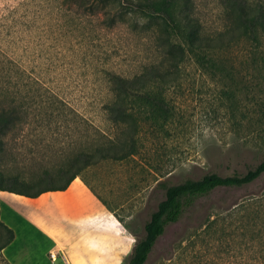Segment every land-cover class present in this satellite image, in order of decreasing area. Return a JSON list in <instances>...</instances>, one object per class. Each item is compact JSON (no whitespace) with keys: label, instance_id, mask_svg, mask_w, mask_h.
<instances>
[{"label":"rangeland","instance_id":"obj_1","mask_svg":"<svg viewBox=\"0 0 264 264\" xmlns=\"http://www.w3.org/2000/svg\"><path fill=\"white\" fill-rule=\"evenodd\" d=\"M197 3L205 25L219 26L217 0ZM151 47L136 32L104 31L96 22L65 15L59 0H0V53L23 71V90L38 95L24 130L9 138L10 150L0 160L1 184L20 186L11 179L30 180L74 166L79 154H89L96 161L84 165L81 176L136 242L164 197L159 182L244 174L259 164L264 159V39L217 51L211 68L188 60L168 92L172 120L163 129L142 124L136 155L100 158L98 148L118 136L103 108L110 99L107 70L133 74L150 60ZM39 111L50 116H34ZM262 193L264 175L199 198L166 227L146 264L264 262V243L249 242L246 213L237 210ZM11 196L38 206L60 199V193L36 200ZM0 264H8L1 255Z\"/></svg>","mask_w":264,"mask_h":264},{"label":"trees","instance_id":"obj_2","mask_svg":"<svg viewBox=\"0 0 264 264\" xmlns=\"http://www.w3.org/2000/svg\"><path fill=\"white\" fill-rule=\"evenodd\" d=\"M217 2L221 8V23L210 27L200 18L197 0H59V9L65 15L96 22L104 31L125 28L138 33L152 45L150 60L141 62L133 74L127 76L116 70H107L110 99L103 108L118 136L111 138L107 147L98 148L100 158L125 160L136 155L142 124L149 123L153 128L163 129L164 124L172 120L174 112L169 106L168 92L178 82L188 60L198 66L209 64L211 68L215 66L217 51L232 49L241 42L264 39V0ZM24 81L23 71L0 53V160L10 150L9 138L20 134L33 114L31 108L38 95L25 92ZM44 115L48 114L43 111L34 114ZM73 161L76 162L74 166L72 163L61 166L30 180L11 179L20 186H4L0 180V191L36 198L48 191L67 189L78 176L90 188L81 176V169L96 160L81 153ZM80 161L82 164L79 165ZM263 175L264 159L244 174L222 176L209 173L177 184L159 182L164 197L146 221L144 234L136 240L127 264H146L166 227L180 220L199 198L218 188L249 185ZM237 210L243 215L246 213L245 223L250 224L246 226L251 234L249 242L264 243V193L243 201ZM13 238V230L0 221V252ZM261 245L264 254V244ZM252 248L256 246L252 245Z\"/></svg>","mask_w":264,"mask_h":264},{"label":"crops","instance_id":"obj_3","mask_svg":"<svg viewBox=\"0 0 264 264\" xmlns=\"http://www.w3.org/2000/svg\"><path fill=\"white\" fill-rule=\"evenodd\" d=\"M46 193H60V199L50 196L47 204L38 206L11 196L36 200ZM43 194L30 198L0 191V221L14 232L13 240L0 252L8 264H125L128 261L135 244L132 234L81 177L73 179L65 190ZM51 252L56 254L55 260Z\"/></svg>","mask_w":264,"mask_h":264},{"label":"built area","instance_id":"obj_4","mask_svg":"<svg viewBox=\"0 0 264 264\" xmlns=\"http://www.w3.org/2000/svg\"><path fill=\"white\" fill-rule=\"evenodd\" d=\"M50 256H51L52 260H55L56 254L54 252H51Z\"/></svg>","mask_w":264,"mask_h":264},{"label":"bare ground","instance_id":"obj_5","mask_svg":"<svg viewBox=\"0 0 264 264\" xmlns=\"http://www.w3.org/2000/svg\"><path fill=\"white\" fill-rule=\"evenodd\" d=\"M14 225V224H13Z\"/></svg>","mask_w":264,"mask_h":264}]
</instances>
